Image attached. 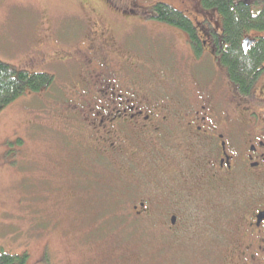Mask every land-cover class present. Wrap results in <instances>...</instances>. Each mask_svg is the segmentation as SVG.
Masks as SVG:
<instances>
[{"label": "flooded vegetation", "instance_id": "af4514ba", "mask_svg": "<svg viewBox=\"0 0 264 264\" xmlns=\"http://www.w3.org/2000/svg\"><path fill=\"white\" fill-rule=\"evenodd\" d=\"M158 1L194 35L158 21ZM78 4L80 29L37 32L30 58L66 76L53 129L69 148L51 176L56 197L89 204L82 234H121L91 227L114 219L152 252L146 264H264V66L249 92L231 82L223 22L200 0ZM95 252L83 264L125 260Z\"/></svg>", "mask_w": 264, "mask_h": 264}, {"label": "rangeland", "instance_id": "374dc122", "mask_svg": "<svg viewBox=\"0 0 264 264\" xmlns=\"http://www.w3.org/2000/svg\"><path fill=\"white\" fill-rule=\"evenodd\" d=\"M80 15L78 0H0V61L51 74L62 85L65 73L33 62L30 46L39 31L52 39L57 33L67 37L69 31L79 30ZM177 37L182 44L184 34L178 32ZM48 47L51 50L52 44ZM62 99L57 87L48 93H28L0 114V251L18 257L28 254L29 264H83L95 251V258L116 255L125 257L123 264H136L137 258L146 264L152 252L126 232L130 222L97 220L91 227L118 228L121 234L84 236L89 204L76 198L61 200L53 193L51 174L69 148L64 133L53 129V109L62 105ZM84 239L94 242L82 245ZM104 264L117 263L109 259Z\"/></svg>", "mask_w": 264, "mask_h": 264}, {"label": "trees", "instance_id": "16d2710c", "mask_svg": "<svg viewBox=\"0 0 264 264\" xmlns=\"http://www.w3.org/2000/svg\"><path fill=\"white\" fill-rule=\"evenodd\" d=\"M200 1L204 9L217 14L223 22L227 47L220 62L228 71L231 82L242 92L251 91L264 66V10L255 13L257 0ZM154 13L158 21L194 35L190 20L167 2L158 1ZM255 36L254 45L245 50V39ZM54 83L55 77L51 74L32 73L0 61V114L26 94L52 89ZM0 264H29V255L18 257L0 251Z\"/></svg>", "mask_w": 264, "mask_h": 264}, {"label": "water", "instance_id": "95a60500", "mask_svg": "<svg viewBox=\"0 0 264 264\" xmlns=\"http://www.w3.org/2000/svg\"><path fill=\"white\" fill-rule=\"evenodd\" d=\"M255 42H256L255 40L251 41L250 39H247V40H245V42H244V46H245V48H247L248 45H252V44H254Z\"/></svg>", "mask_w": 264, "mask_h": 264}]
</instances>
